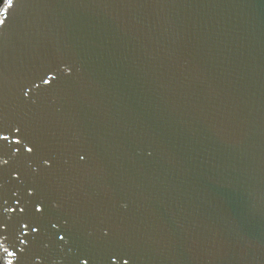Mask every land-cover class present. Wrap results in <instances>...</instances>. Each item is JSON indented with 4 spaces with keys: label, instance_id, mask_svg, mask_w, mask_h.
<instances>
[{
    "label": "water",
    "instance_id": "water-1",
    "mask_svg": "<svg viewBox=\"0 0 264 264\" xmlns=\"http://www.w3.org/2000/svg\"><path fill=\"white\" fill-rule=\"evenodd\" d=\"M0 21V264H264V0Z\"/></svg>",
    "mask_w": 264,
    "mask_h": 264
},
{
    "label": "snow or ice",
    "instance_id": "snow-or-ice-1",
    "mask_svg": "<svg viewBox=\"0 0 264 264\" xmlns=\"http://www.w3.org/2000/svg\"><path fill=\"white\" fill-rule=\"evenodd\" d=\"M0 22H2V21H0Z\"/></svg>",
    "mask_w": 264,
    "mask_h": 264
}]
</instances>
